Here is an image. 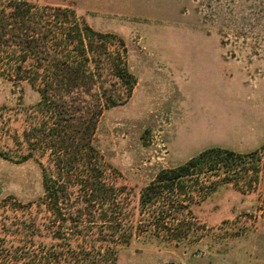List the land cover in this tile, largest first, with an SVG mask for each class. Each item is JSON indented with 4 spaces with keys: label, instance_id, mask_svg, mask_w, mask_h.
<instances>
[{
    "label": "rangeland",
    "instance_id": "rangeland-1",
    "mask_svg": "<svg viewBox=\"0 0 264 264\" xmlns=\"http://www.w3.org/2000/svg\"><path fill=\"white\" fill-rule=\"evenodd\" d=\"M16 4L35 18L0 20V204L43 195L40 164L52 150L40 130L55 121L49 104L40 105L42 78L47 50L58 52L48 22L73 10L110 35L108 60L90 67L106 96L126 98L128 89L111 77L112 64L121 61L136 81L125 103L103 110L93 137L109 181L122 190L111 227L129 242L116 247L114 264H264L263 152L257 163L195 175L179 191L154 187L157 200L140 199L161 171L207 149L248 154L264 144V0H0V17ZM34 34L39 43L27 44ZM44 40L48 49L38 47ZM93 50L101 56V45ZM51 102L55 114L63 110ZM83 105L89 114L92 104ZM70 106L66 119L76 113Z\"/></svg>",
    "mask_w": 264,
    "mask_h": 264
},
{
    "label": "trees",
    "instance_id": "trees-1",
    "mask_svg": "<svg viewBox=\"0 0 264 264\" xmlns=\"http://www.w3.org/2000/svg\"><path fill=\"white\" fill-rule=\"evenodd\" d=\"M7 9L9 13L3 12L0 20L9 18L12 25L18 20L35 18L28 6L23 8L16 4ZM53 17L59 19L57 13ZM51 21L48 23L55 24L57 32H51L54 35L46 38L50 40L49 46L58 52L47 50L44 61L48 64H45L42 78L40 102L41 106L45 102L49 104L48 119L55 121L54 127L47 128V132V122L40 130L46 133L44 137L48 149L52 150L51 158L47 165L40 164L43 195L38 201L25 205L13 203L10 206L7 201L0 204V264H114L116 247L129 242L123 231L116 232V228L111 227L113 220L119 219L117 211L121 208L116 202L122 190L109 181L107 171L110 167L93 146V137L103 110L125 103L136 81L120 60L119 64H112L111 77L128 87L126 98L112 102L98 81L102 75L90 68L100 58L108 60L110 52L105 48L108 43L105 39L110 35L94 32L79 22L73 10L65 11L64 20L58 24V20ZM37 36L34 34L25 42L36 45L38 41L34 38ZM47 41H42V46L37 44L38 47L47 48ZM94 43L101 45L99 57L93 50ZM118 45L123 47L120 41ZM86 80L93 83L90 88H85ZM54 98L62 104L57 107L63 109L57 114L50 106ZM70 103L75 104L76 113L66 119L63 112L72 108ZM84 103L92 104L89 114L81 113L79 105ZM262 152L264 144L248 154L207 149L183 165L161 171L157 179L141 191L140 199L143 201L148 196L149 202L157 200L162 191H155L154 187L160 186L168 193L179 191V184L195 175L257 163ZM71 239L79 247L77 250L72 249Z\"/></svg>",
    "mask_w": 264,
    "mask_h": 264
},
{
    "label": "crops",
    "instance_id": "crops-1",
    "mask_svg": "<svg viewBox=\"0 0 264 264\" xmlns=\"http://www.w3.org/2000/svg\"><path fill=\"white\" fill-rule=\"evenodd\" d=\"M212 128H215V127H217L215 124H212V126H211ZM207 148H209V146H206V148H204V149H201L200 151H203V150H205V149H207Z\"/></svg>",
    "mask_w": 264,
    "mask_h": 264
}]
</instances>
